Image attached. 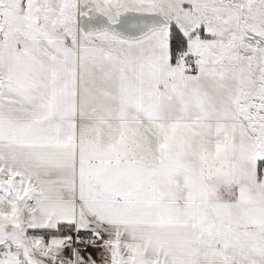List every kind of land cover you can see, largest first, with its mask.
<instances>
[{"label": "snow or ice", "instance_id": "6c2138e0", "mask_svg": "<svg viewBox=\"0 0 264 264\" xmlns=\"http://www.w3.org/2000/svg\"><path fill=\"white\" fill-rule=\"evenodd\" d=\"M0 264H264V0H0Z\"/></svg>", "mask_w": 264, "mask_h": 264}]
</instances>
